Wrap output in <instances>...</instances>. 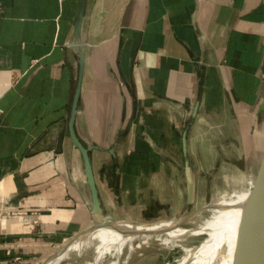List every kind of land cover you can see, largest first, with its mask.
Instances as JSON below:
<instances>
[{
  "label": "crops",
  "instance_id": "obj_1",
  "mask_svg": "<svg viewBox=\"0 0 264 264\" xmlns=\"http://www.w3.org/2000/svg\"><path fill=\"white\" fill-rule=\"evenodd\" d=\"M75 40L96 196L70 133ZM261 160L264 0H0V264H39L98 221L163 222Z\"/></svg>",
  "mask_w": 264,
  "mask_h": 264
},
{
  "label": "bare ground",
  "instance_id": "obj_2",
  "mask_svg": "<svg viewBox=\"0 0 264 264\" xmlns=\"http://www.w3.org/2000/svg\"><path fill=\"white\" fill-rule=\"evenodd\" d=\"M263 213L264 186L259 192L252 194L250 190L232 196L185 218L159 223L137 222L107 226L102 222L80 234L78 240L97 236L103 238L97 240L95 256L85 264H101L106 260L109 264H125L132 254L139 251L174 246L185 250L177 264H233L238 244L244 241L243 238L261 220ZM124 231L125 238L119 235ZM199 238H202V241L196 243L194 240ZM121 240H126V243L123 245ZM69 242L70 239L65 243L68 246L64 245L63 249L55 252L45 264H56L68 251L71 244H68ZM88 243L89 240L85 241V245ZM117 243L120 246L114 247ZM108 252V258H104Z\"/></svg>",
  "mask_w": 264,
  "mask_h": 264
},
{
  "label": "rangeland",
  "instance_id": "obj_3",
  "mask_svg": "<svg viewBox=\"0 0 264 264\" xmlns=\"http://www.w3.org/2000/svg\"><path fill=\"white\" fill-rule=\"evenodd\" d=\"M240 163V169H237L238 171L247 172V167L245 165L247 164V161L239 162ZM262 166V160L259 165V167H253L248 173V175L244 176V183H212L211 185H206V187L209 186V192L210 197L206 200H198L194 204L192 203L188 209L185 211L183 204L181 203V206L177 205L176 208L172 211V213L159 217L156 215V217L153 218V221H164V220H171V219H179V218H185L190 215H192L197 209L202 208L204 206H207L218 199H215V196L219 193L221 194L220 198H224L231 194H236L240 192H247L252 190L260 180V178L263 176L264 168ZM236 170V169H235ZM251 173V174H250ZM231 179H235V176H231ZM241 179V176L239 177ZM249 180H252L253 182H249ZM216 191L218 193L216 194ZM243 194V193H242ZM209 195V194H208ZM209 210V209H207ZM107 226L106 224H104ZM120 227V226H117ZM128 232V231H127ZM90 235V234H89ZM106 235V234H105ZM104 235V236H105ZM119 235H122L125 238L126 232H122ZM103 236V235H102ZM69 238V237H68ZM67 238V239H68ZM67 239L64 240L61 246L54 249L50 255H48L43 262L39 261V264H45L47 260L57 251L63 249L66 245L65 243L68 241ZM103 238L101 236H97V238H84L81 240H78L80 242H72L69 246L68 251L63 255V257L56 263V264H85L87 261H91L92 258L95 256V247L98 245L97 240H102ZM195 239V238H194ZM89 240V243L85 245V241ZM132 241V238H131ZM196 243H200L202 241V238H199L197 240H194ZM82 243V244H81ZM121 243L124 245L126 243V240H121ZM81 244V246H80ZM65 245V246H64ZM107 245V243H106ZM119 243H117L114 247H117ZM120 246V245H119ZM184 248L180 246H174L171 248L167 247H160L155 248L152 250H146V251H139L137 254H132L130 256V259L125 264H177L176 262L182 255L184 254ZM105 256L104 258H108ZM142 254V255H141ZM148 254V255H147ZM139 257V258H138ZM101 264H109V261L106 260L105 262H102ZM123 264V263H121Z\"/></svg>",
  "mask_w": 264,
  "mask_h": 264
},
{
  "label": "water",
  "instance_id": "obj_4",
  "mask_svg": "<svg viewBox=\"0 0 264 264\" xmlns=\"http://www.w3.org/2000/svg\"><path fill=\"white\" fill-rule=\"evenodd\" d=\"M81 10L82 12L84 11L83 8ZM79 21L80 23L82 22V16L79 19ZM71 47L79 54V57H80V75H79L78 87H77L76 96L74 99L72 115H71V120H70V133H71L73 142L75 143V145L79 147L80 151L82 152L86 170H87V175L89 178V182H90L92 191L94 195L96 196V188L94 184L92 167H91L88 150L79 140L74 130V117H75V113L77 109V104L79 100L78 98H79L80 91H81L82 79H83V73H84L86 45L83 42H77L75 40L71 44ZM263 186H264V173H263V176L258 181L257 185L251 190L252 194L259 192L260 189L263 188ZM99 223H102V222L95 223L94 225H97ZM91 228L85 231H82V233L87 232ZM78 239H80V233H79V236L74 235L70 237V242L68 244L74 241H77ZM243 239L244 241H240V243L237 246L238 248L236 249L234 253L233 264H263L264 262V213H263L261 220L257 222V224L249 231L248 235Z\"/></svg>",
  "mask_w": 264,
  "mask_h": 264
}]
</instances>
